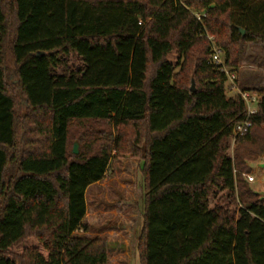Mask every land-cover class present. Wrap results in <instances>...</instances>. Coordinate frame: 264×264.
<instances>
[{
  "label": "trees",
  "instance_id": "obj_1",
  "mask_svg": "<svg viewBox=\"0 0 264 264\" xmlns=\"http://www.w3.org/2000/svg\"><path fill=\"white\" fill-rule=\"evenodd\" d=\"M209 36L237 71L264 0H0V264H109L86 192L115 151L143 160L140 264H264V88L228 96ZM85 123L105 142L75 153Z\"/></svg>",
  "mask_w": 264,
  "mask_h": 264
},
{
  "label": "rangeland",
  "instance_id": "obj_2",
  "mask_svg": "<svg viewBox=\"0 0 264 264\" xmlns=\"http://www.w3.org/2000/svg\"><path fill=\"white\" fill-rule=\"evenodd\" d=\"M169 58L175 61L176 53L173 52ZM236 73L235 82L229 79L226 82L228 96L237 95L244 90L242 81L244 84L264 88V51L261 44L254 42L245 44ZM194 86L196 88L195 80ZM250 108L256 110L257 103H250ZM85 124L75 125L72 128L70 143L72 151L76 142L78 153L95 149L100 143L105 142V138L96 132V126L93 128L92 125ZM116 132L114 131V135ZM235 147L232 146V155L235 154ZM113 153L115 157L110 163L105 178L87 189L85 223L89 225V231L85 234L106 241L109 264H140L136 245L144 209L143 160L126 152ZM262 158L263 156L257 161H248L249 165H252V170L242 174L251 187L264 196V168L256 166V162L263 161ZM249 175L254 176L255 180L250 182ZM80 233L84 232L80 231ZM34 247L46 253L39 241L33 237L23 239L12 248V251L22 253L24 249Z\"/></svg>",
  "mask_w": 264,
  "mask_h": 264
},
{
  "label": "built area",
  "instance_id": "obj_3",
  "mask_svg": "<svg viewBox=\"0 0 264 264\" xmlns=\"http://www.w3.org/2000/svg\"><path fill=\"white\" fill-rule=\"evenodd\" d=\"M209 39L212 41V58H211L212 62L218 65L223 71L226 72L227 77L231 82H235L237 79L236 71L226 66L225 58H224L222 50L214 44V41H213L214 37L209 36ZM240 92L242 94L243 99L246 101L248 105L249 114L253 113L255 110L250 108V103L257 102L258 100L257 96L249 91H240ZM251 125H252V122L250 121V119H246L245 121H242L239 124H237L236 127L234 128L233 141H235L236 137L244 135L248 131V129L251 127ZM248 180L252 182L255 180V178L254 176L249 175Z\"/></svg>",
  "mask_w": 264,
  "mask_h": 264
},
{
  "label": "water",
  "instance_id": "obj_4",
  "mask_svg": "<svg viewBox=\"0 0 264 264\" xmlns=\"http://www.w3.org/2000/svg\"><path fill=\"white\" fill-rule=\"evenodd\" d=\"M240 31H241V33H242L243 35L245 34V30H244L243 28H240ZM191 89H192L193 91L195 90L194 80H193V82H192ZM73 151H74L75 153H78V152H79V148H78V143H77V142H76L75 145H74ZM258 165H259V167L264 168V159H263V161L260 162Z\"/></svg>",
  "mask_w": 264,
  "mask_h": 264
},
{
  "label": "crops",
  "instance_id": "obj_5",
  "mask_svg": "<svg viewBox=\"0 0 264 264\" xmlns=\"http://www.w3.org/2000/svg\"><path fill=\"white\" fill-rule=\"evenodd\" d=\"M254 87H257V86H255V85H251V84H244L243 81H242V88H243V89H250V88H254ZM262 159H264V156H263ZM259 163H260V162H256V166H259V165H258ZM251 166H252V165H251Z\"/></svg>",
  "mask_w": 264,
  "mask_h": 264
}]
</instances>
